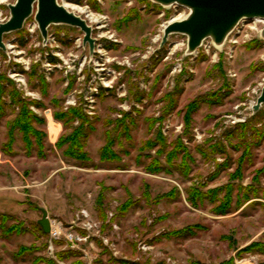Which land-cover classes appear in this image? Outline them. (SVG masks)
Returning a JSON list of instances; mask_svg holds the SVG:
<instances>
[{"label":"rangeland","instance_id":"obj_1","mask_svg":"<svg viewBox=\"0 0 264 264\" xmlns=\"http://www.w3.org/2000/svg\"><path fill=\"white\" fill-rule=\"evenodd\" d=\"M59 3L93 51L35 11L0 47V264H264V21L189 52L184 5Z\"/></svg>","mask_w":264,"mask_h":264},{"label":"water","instance_id":"obj_2","mask_svg":"<svg viewBox=\"0 0 264 264\" xmlns=\"http://www.w3.org/2000/svg\"><path fill=\"white\" fill-rule=\"evenodd\" d=\"M162 5L181 4L190 9L189 15L178 21L167 24L164 29L163 42L171 33L180 32L188 36V51H195L206 38L215 44L223 43L228 34L246 18L264 19V0H154ZM10 18L0 23V47L6 45L3 36L7 32L23 27L26 19L35 11V19L44 39L48 36V27L53 23H64L77 26L85 33L84 43L94 48L92 26L80 15L66 9L58 0H16L10 4ZM264 38V29L262 30ZM264 102V86L258 97L254 110ZM45 233L50 231V220L47 211L39 221Z\"/></svg>","mask_w":264,"mask_h":264},{"label":"built area","instance_id":"obj_3","mask_svg":"<svg viewBox=\"0 0 264 264\" xmlns=\"http://www.w3.org/2000/svg\"><path fill=\"white\" fill-rule=\"evenodd\" d=\"M242 21V20H241ZM88 227H92V224L89 222ZM49 236H50V245H52V242L54 240L60 239L61 238V232L59 231V227L56 226V224L53 223L52 220H50V231H49ZM82 237H76L74 234H70V236H67V240L73 242L76 239H81Z\"/></svg>","mask_w":264,"mask_h":264},{"label":"bare ground","instance_id":"obj_4","mask_svg":"<svg viewBox=\"0 0 264 264\" xmlns=\"http://www.w3.org/2000/svg\"><path fill=\"white\" fill-rule=\"evenodd\" d=\"M58 2H59V0H58ZM62 6H64L66 9H68L67 7H69V8H74V9H77V8H80V7H78V6H72L71 4H68V3H60ZM165 6H169V5H165ZM68 10H70V9H68ZM70 11H72V12H74L75 14H77L78 15V13L77 12H75L74 10H70ZM80 11V10H79ZM84 11V10H83ZM81 12V11H80ZM189 13H190V9H189ZM189 15V14H188ZM187 14L184 16V17H182V18H180V17H178V18H175V19H172V20H170L167 24H170V23H172V22H174V21H178V20H182V19H184V18H186L187 16H188ZM257 21H264V19L263 18H255ZM87 21V20H86ZM235 29V28H234ZM234 29L228 34V36H230V34L234 31ZM228 36L226 37V39L224 40V42L223 43H220V44H215V42H213V44L215 45V46H223L224 45V43H225V41L227 40V38H228ZM53 122V121H52ZM58 124V123H57Z\"/></svg>","mask_w":264,"mask_h":264},{"label":"trees","instance_id":"obj_5","mask_svg":"<svg viewBox=\"0 0 264 264\" xmlns=\"http://www.w3.org/2000/svg\"><path fill=\"white\" fill-rule=\"evenodd\" d=\"M50 60L53 62V63H55L56 61H57V58H55V57H51L50 58ZM70 139H72V140H74V144L73 145H77V140H75L76 138H75V136L74 137H71ZM78 146V145H77ZM70 153H72V152H70ZM73 154H74V152H73Z\"/></svg>","mask_w":264,"mask_h":264}]
</instances>
